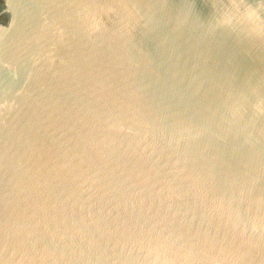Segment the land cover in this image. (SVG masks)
I'll list each match as a JSON object with an SVG mask.
<instances>
[{
    "label": "water",
    "instance_id": "95a60500",
    "mask_svg": "<svg viewBox=\"0 0 264 264\" xmlns=\"http://www.w3.org/2000/svg\"><path fill=\"white\" fill-rule=\"evenodd\" d=\"M0 36V264H264V0H0Z\"/></svg>",
    "mask_w": 264,
    "mask_h": 264
},
{
    "label": "rangeland",
    "instance_id": "374dc122",
    "mask_svg": "<svg viewBox=\"0 0 264 264\" xmlns=\"http://www.w3.org/2000/svg\"><path fill=\"white\" fill-rule=\"evenodd\" d=\"M0 39H1V36H0ZM2 47H3V44H2V40H1V42H0V61L2 58H4V53H3V51H1ZM5 61H7V59ZM0 65L2 66L1 62H0ZM7 74H9V73H7ZM7 79H10V75L7 77ZM2 86H3V91L5 93H8L11 90V84H9L7 81L2 83ZM7 102H8V99L6 100V103Z\"/></svg>",
    "mask_w": 264,
    "mask_h": 264
},
{
    "label": "bare ground",
    "instance_id": "6f19581e",
    "mask_svg": "<svg viewBox=\"0 0 264 264\" xmlns=\"http://www.w3.org/2000/svg\"><path fill=\"white\" fill-rule=\"evenodd\" d=\"M3 61L1 60V64L3 65ZM8 65V64H7ZM1 66V65H0ZM6 67V66H5ZM7 73H9L8 71H6ZM9 76V74H6V78Z\"/></svg>",
    "mask_w": 264,
    "mask_h": 264
},
{
    "label": "flooded vegetation",
    "instance_id": "af4514ba",
    "mask_svg": "<svg viewBox=\"0 0 264 264\" xmlns=\"http://www.w3.org/2000/svg\"><path fill=\"white\" fill-rule=\"evenodd\" d=\"M2 60V59H1ZM6 60V58H3V60L2 61H4V63L3 64H5V63H7V61H5ZM1 62V61H0Z\"/></svg>",
    "mask_w": 264,
    "mask_h": 264
}]
</instances>
